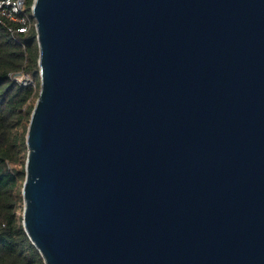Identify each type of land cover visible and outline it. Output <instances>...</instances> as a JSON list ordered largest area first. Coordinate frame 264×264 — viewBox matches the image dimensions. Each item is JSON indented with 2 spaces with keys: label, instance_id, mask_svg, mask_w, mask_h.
Segmentation results:
<instances>
[{
  "label": "water",
  "instance_id": "obj_1",
  "mask_svg": "<svg viewBox=\"0 0 264 264\" xmlns=\"http://www.w3.org/2000/svg\"><path fill=\"white\" fill-rule=\"evenodd\" d=\"M23 228L45 264H264V0H34Z\"/></svg>",
  "mask_w": 264,
  "mask_h": 264
},
{
  "label": "trees",
  "instance_id": "obj_2",
  "mask_svg": "<svg viewBox=\"0 0 264 264\" xmlns=\"http://www.w3.org/2000/svg\"><path fill=\"white\" fill-rule=\"evenodd\" d=\"M27 0L20 22L0 18V264H45L31 243L22 220V189L27 159L26 135L40 92L39 47ZM26 76L34 85H24Z\"/></svg>",
  "mask_w": 264,
  "mask_h": 264
},
{
  "label": "built area",
  "instance_id": "obj_3",
  "mask_svg": "<svg viewBox=\"0 0 264 264\" xmlns=\"http://www.w3.org/2000/svg\"><path fill=\"white\" fill-rule=\"evenodd\" d=\"M26 2L27 0H0V18L9 19L14 22H20L23 25L19 29L20 32H25L27 30V19L23 16L19 17V14L25 9ZM27 78L29 77L21 76L19 80L17 77V81L23 83L24 85H29Z\"/></svg>",
  "mask_w": 264,
  "mask_h": 264
},
{
  "label": "rangeland",
  "instance_id": "obj_4",
  "mask_svg": "<svg viewBox=\"0 0 264 264\" xmlns=\"http://www.w3.org/2000/svg\"><path fill=\"white\" fill-rule=\"evenodd\" d=\"M18 78H19V80H20L21 76H19ZM21 80H22V79H21ZM25 80H26V79H25ZM27 82H28L29 85H34V81H33L31 78H27ZM21 213H22V212H21Z\"/></svg>",
  "mask_w": 264,
  "mask_h": 264
}]
</instances>
